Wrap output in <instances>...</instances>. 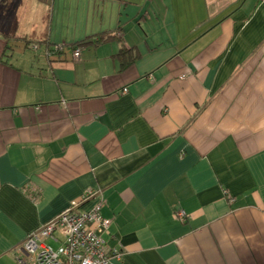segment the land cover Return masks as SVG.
<instances>
[{
  "label": "crops",
  "instance_id": "1",
  "mask_svg": "<svg viewBox=\"0 0 264 264\" xmlns=\"http://www.w3.org/2000/svg\"><path fill=\"white\" fill-rule=\"evenodd\" d=\"M89 189L112 264H264V0H0V264Z\"/></svg>",
  "mask_w": 264,
  "mask_h": 264
},
{
  "label": "built area",
  "instance_id": "2",
  "mask_svg": "<svg viewBox=\"0 0 264 264\" xmlns=\"http://www.w3.org/2000/svg\"><path fill=\"white\" fill-rule=\"evenodd\" d=\"M65 45L56 44L48 53H60ZM75 61L81 59L82 49L73 47ZM124 92L127 91L125 88ZM232 198V197H231ZM90 199L95 203L88 210L81 206ZM103 194L101 189H89L65 210L31 231L15 251L18 264H112V258L121 259L123 252L109 250L103 232L109 227V220L101 213ZM181 218L183 210L177 211ZM62 237H59L57 233ZM52 242H57L54 246Z\"/></svg>",
  "mask_w": 264,
  "mask_h": 264
},
{
  "label": "trees",
  "instance_id": "3",
  "mask_svg": "<svg viewBox=\"0 0 264 264\" xmlns=\"http://www.w3.org/2000/svg\"><path fill=\"white\" fill-rule=\"evenodd\" d=\"M105 39H107L106 36H101L99 39H97V42L105 40ZM117 56L123 59V62H122L123 67L127 65V60H129L127 58H131L130 59L131 61L134 60V56H132V54L130 53V50H127V49H122Z\"/></svg>",
  "mask_w": 264,
  "mask_h": 264
}]
</instances>
